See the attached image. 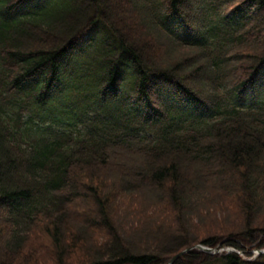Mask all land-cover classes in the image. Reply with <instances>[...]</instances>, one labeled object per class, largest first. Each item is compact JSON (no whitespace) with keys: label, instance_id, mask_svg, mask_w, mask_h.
<instances>
[{"label":"trees","instance_id":"1","mask_svg":"<svg viewBox=\"0 0 264 264\" xmlns=\"http://www.w3.org/2000/svg\"><path fill=\"white\" fill-rule=\"evenodd\" d=\"M40 233L56 264H264V0H0V264Z\"/></svg>","mask_w":264,"mask_h":264},{"label":"rangeland","instance_id":"2","mask_svg":"<svg viewBox=\"0 0 264 264\" xmlns=\"http://www.w3.org/2000/svg\"><path fill=\"white\" fill-rule=\"evenodd\" d=\"M118 16L120 17V19L122 18L125 25H128L129 22L133 20L132 12L128 8L125 9L124 13L120 12ZM37 238H38V245H40V247H37V250H39L40 256H30L27 260L21 258L15 264H56L53 260L51 261V259H48V256L51 254L50 250L52 247L51 240L49 239V237L45 234L40 233ZM256 251L257 250H255V252ZM241 254H245V253L241 252ZM256 255L258 254L256 253Z\"/></svg>","mask_w":264,"mask_h":264},{"label":"water","instance_id":"3","mask_svg":"<svg viewBox=\"0 0 264 264\" xmlns=\"http://www.w3.org/2000/svg\"><path fill=\"white\" fill-rule=\"evenodd\" d=\"M194 247L199 248V249L204 250V251H208V252H218V251L221 250V249H219L218 247L213 248V247H211V246H207V245H204V244L199 243V244H196L195 246H192V247L186 248V249H184V250L178 252L177 254H175V255L169 260V262H168L167 264H173V263L176 261V259H177L178 257H180V256H181L182 254H184L185 252H187V251L193 249ZM229 250H233V249H232V248H229ZM262 251H264V249H260V250H258L259 253L262 252Z\"/></svg>","mask_w":264,"mask_h":264}]
</instances>
